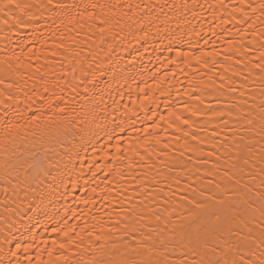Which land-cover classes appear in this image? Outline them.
<instances>
[{
  "label": "snow or ice",
  "instance_id": "snow-or-ice-1",
  "mask_svg": "<svg viewBox=\"0 0 264 264\" xmlns=\"http://www.w3.org/2000/svg\"><path fill=\"white\" fill-rule=\"evenodd\" d=\"M97 8L100 13L96 12ZM206 11L220 21L219 25L210 26L212 36H218L215 28L219 26L222 35L239 37L224 40L227 47L222 52L215 48L205 50L208 39L192 24ZM218 11L221 15H217ZM224 24L240 27L233 33L223 28ZM124 26L129 29L135 26L137 32L143 33V39H147L153 27L158 34L163 32L167 50L177 46L180 64L191 65L195 60L201 67L211 65L209 70L217 64L223 69L218 77L220 83L214 89L224 98L223 101L217 98V107H201L205 88L190 80L192 92L186 94L197 103L182 105L190 115L173 112L167 120L163 116L159 118L167 125L163 129L165 137L169 135L168 129H172L179 134L175 136L177 144L184 139L178 155L156 150L155 146L161 144L163 149L169 148L156 131L161 127L156 120L138 130L134 122L125 119L129 109L120 104L124 99L123 89L128 86L130 98L129 81L135 83L136 78L121 67L118 49ZM116 28L120 31H115ZM185 28L205 40L199 54L178 47L189 34ZM22 30L31 36L27 44L21 39L19 55L13 49L11 56L3 61L7 67L0 74V85H4L0 103L18 107L19 97L13 94V89L18 88L28 101V110L37 100L40 107L25 124L5 121L0 131V206L3 207L0 264H264V0H240L239 4L228 5L224 0L215 4L209 0L204 3L140 0L115 4L0 0V33L8 38L9 32ZM249 35L252 39L245 43ZM37 42L41 45L39 49ZM254 52L259 53L256 61L245 63L244 58ZM220 56L223 60L217 59ZM234 57L239 58L234 60ZM41 59L42 63H34ZM253 69L257 73L255 78ZM180 71L183 73L184 68ZM172 75L175 77L176 73ZM156 86L159 88V83ZM147 88L146 83L144 87L136 85L144 100L149 99ZM81 94L86 104L78 112L75 97ZM105 94L111 104L105 100ZM122 107L124 111L118 116ZM97 110L103 114L104 125L97 123L100 118ZM16 115L24 118L18 111ZM192 117H207L205 123L212 126L211 134L201 137L206 128L197 127ZM93 127L105 133L108 143L116 140L117 153L112 156L105 151L107 159L103 168L95 162L89 165L93 182L97 175L93 168L105 177L112 176L117 185L129 179L116 166L126 158L127 152L141 160L145 156L151 160L155 154L159 164L146 161L139 165L147 170L130 176L134 185L131 196L127 195L129 188L123 185L118 190L109 188V193L115 192L111 196L112 211L93 216L95 223L85 221L78 231L77 224H68L66 214L55 220L47 209L59 187L77 186L79 177L65 180L75 167L74 159H80L83 172L80 153H87L90 145L93 152L97 151L92 141L98 133L91 132ZM26 128L32 129L31 136L38 140L40 151L36 150V144L29 151L17 147V140L21 143L27 140L21 135ZM128 128L137 133L143 131L142 143L137 135L134 140L129 139L127 149H122L121 134ZM194 128L195 131H189ZM140 148L144 149L143 154ZM185 153L190 155L185 158ZM127 167L131 169L132 165ZM102 199L108 200L109 196ZM90 202L94 200L83 201ZM41 214L55 223L51 231L63 239H53L51 244L43 238L38 240L32 221ZM103 216L113 221L107 231ZM43 228L48 230L47 222ZM84 252L91 253L87 262L76 258Z\"/></svg>",
  "mask_w": 264,
  "mask_h": 264
},
{
  "label": "bare ground",
  "instance_id": "bare-ground-1",
  "mask_svg": "<svg viewBox=\"0 0 264 264\" xmlns=\"http://www.w3.org/2000/svg\"><path fill=\"white\" fill-rule=\"evenodd\" d=\"M80 2V0H77ZM83 2L88 3H111L115 4L119 3H138L140 0H83ZM144 3L149 2V0H143ZM179 2V0H177ZM200 3H204L205 0H199ZM210 3H217L218 0H209ZM240 0H224L226 5L228 4H239ZM199 11V10H198ZM97 13H100V9H96ZM217 15H221V12L218 11ZM191 19V17H189ZM227 19V16L224 17ZM192 24L196 27V31L202 32L204 38L208 39V45L205 50H212L215 48L218 51H223L227 47L224 40L228 39H239L238 36L232 37L227 35H222L221 27H216L215 31L218 36H212L210 32V26L219 25V20H214L209 12H205L203 17H198L196 20L192 21ZM172 27H175V24H172ZM239 25L233 27L232 24H224L223 28L231 29L233 33L236 32V29L239 28ZM247 27V25H245ZM260 27L259 21L256 22V29L258 30ZM115 31L119 32L120 29L116 28ZM185 31H188L189 34L183 37V43L179 44L180 50L184 52L193 51L197 54L200 53L201 49H204L205 40L196 36L192 33L188 28H185ZM134 33V35H133ZM31 34L27 30H22L21 32H9L8 38L4 37L2 33H0V74L3 73L4 69L7 67L6 64L3 63L9 56L12 54V50L15 49L17 55H19V46L21 39L24 40V43L27 44L30 39ZM123 37L120 48L118 49L119 55L121 57V67L125 69L126 74H129L136 78V82L132 83L130 80L129 83L132 87V95L129 98L128 96V86L125 85L124 91V99L120 101L122 106L126 105L129 109L127 116L125 119H128L129 122L135 123V128L138 130H142L145 127L152 124L153 120H156L157 123L161 125L159 129L156 131L160 134L161 139L164 142L169 144L168 149H163V144L155 146L157 151H166L169 155H178L179 151L182 150L181 145L185 143L184 139L180 140V143L177 144L175 141V136L179 135L178 133L173 132L172 129H168L169 135L167 137L163 134V129L167 126L164 121H161L159 118L163 116L166 120L171 118V113L175 112L178 115L188 116L190 115L187 112H184L182 105L187 102L190 105H195L197 102L195 100L190 99L189 95L186 93L192 92V88L189 84V81L198 82L200 88H205L204 94L201 96L204 104L201 105H210L213 108L217 107V98L223 101V97H219V94L214 91L215 87L219 85L220 81L218 79L219 75L223 72L220 64H217L214 69L209 70V68L201 67L197 65L195 60L191 62V65L180 64L179 57L177 55V50L174 45L172 51L167 50V39L163 38L164 33H157L156 28L153 27L152 31L149 33L147 39H143V33L137 32L135 26L129 29L127 26L123 27V32L121 33ZM109 39H111L109 37ZM252 39L251 35H249L247 40ZM190 41V43H189ZM40 42H37L36 48H40ZM7 53V55H5ZM259 55L258 52H254L252 55L245 57L244 62L247 63L249 60L253 62L256 61V57ZM135 57V60H133ZM239 57H234L238 59ZM218 60H223V56L217 57ZM175 60L177 63L173 64L171 61ZM43 60L34 63H42ZM234 62V61H233ZM15 63V61H13ZM179 65V67L177 66ZM227 67V65H225ZM180 68H184V72L181 73ZM198 70V72H197ZM173 72L176 73L175 77H173ZM167 73V76H165ZM196 73V74H194ZM231 74V73H229ZM256 70L253 69L252 77L255 78ZM247 75V72H245ZM209 77H212L210 80ZM26 78V77H25ZM238 78V82H239ZM215 81V84H213ZM145 83L148 85L146 91L149 93V99L144 100L143 94L139 93L136 90V85L139 84L140 87H144ZM157 83H159V88H157ZM252 84V80H249V85ZM256 85H259V81H256ZM210 86V87H209ZM4 85H0V90H2ZM31 89V82H29V91ZM13 94L19 97L17 105H13L9 107L4 103H0V131H2V125L5 121H18L20 124H25L26 120L29 116H31L37 109L40 107L39 101L37 100L33 105L31 110H28V101L24 99L23 93L18 89H13ZM115 94V93H114ZM154 94V95H153ZM197 93H192V95H196ZM139 96V99H138ZM118 98V97H117ZM2 99V98H0ZM105 100L109 104H111V100L108 99L107 94H105ZM86 104V98L81 94L80 96L75 97V106L77 107V111L79 112L80 106ZM101 108L103 105L100 106ZM17 111L22 114L24 117L21 119L16 115ZM124 109L122 107L121 113H117V115H121ZM100 118L97 120V123L104 125L106 122L103 120L102 113H99ZM47 114V113H46ZM90 118V117H89ZM194 121H196L197 127L206 128V131L201 132V137H205L211 134L213 128L210 124H206L205 121L208 119L207 117H192ZM112 125L108 124V130H111ZM196 129H189V131H195ZM31 128L22 129L21 135H25L27 137L26 142L21 143V141L17 140V147L22 151L32 150L31 146L33 144L37 145L36 150L40 151V145L38 140H34L31 136ZM55 132V129L52 130ZM151 132L152 129L149 128ZM91 132L98 133V135L93 139L92 143L95 144L97 151L93 152L91 145L87 153L81 152L80 157L83 158V172H81V161L80 159H74L73 163L75 165L72 172L68 173L65 177L66 182L70 180H77L79 177L77 186L73 188L70 184L67 189L63 187H59L55 195L52 197L53 204L49 206L47 209L49 215L54 216L55 220H59L62 216H67L68 224H77V230L79 231V227H82L85 221L88 224H93L92 217L97 216L100 217L104 212L112 211L114 205L111 203V196L115 195V192L109 193V188H119V185H123L129 188L127 195L131 196L134 193L131 191L132 187H134L133 183L130 180V176L139 175L142 171H146L147 169H142L139 165L144 164L146 161L151 164L155 162L157 165L159 164V160L157 156L153 154L151 160L145 156L144 160H141L139 156H136L132 152L126 153V158L116 166L119 167L120 171L125 174L126 177H129L127 180L119 181V185L115 184L112 176L105 177L102 172L98 171L96 168H93L92 171H96L97 175L94 178L92 177V172L89 171V165L93 162L100 165V167H104L105 160L107 159L104 155L105 151L111 153L112 156H116L115 152V144L116 140L113 139L110 143L107 141V136L103 131L93 127ZM117 133L119 134V130L117 129ZM88 134L87 131L85 133ZM123 135V140L121 141L122 149L128 148L129 139H135L137 135L141 137V143L143 138V131L133 132L131 128H128L126 133ZM190 142V139H189ZM107 147H104L105 145ZM205 150H207V145L204 146ZM139 151L143 154L144 149L140 148ZM190 155V153H185V158ZM39 159V156L37 157ZM131 164L132 168L129 169L127 165ZM107 171V168H104ZM92 189L96 191L93 192ZM105 195L109 196L108 200L102 199ZM92 198L94 203H83L84 200H88ZM122 198V197H121ZM2 199V196H0ZM47 203V201H46ZM118 207V205H115ZM97 209H100V212H97ZM3 212V207L0 206V213ZM55 213H59V216H55ZM113 217L115 218V213H113ZM104 228L107 231L108 228H111L113 225V221H109L107 216H103ZM48 223V230L45 231L43 225ZM33 231L37 233L38 240L43 238L51 244L53 239H63L59 234L53 233L51 228L56 226L53 221H48L47 218L41 214L37 216L32 221ZM99 231V228H97ZM88 244L87 238L85 239L84 247L86 248ZM73 251H81L73 249ZM91 253L84 252L82 255L76 257L77 259H82L87 262L90 259ZM44 259L47 260L48 257L45 254Z\"/></svg>",
  "mask_w": 264,
  "mask_h": 264
}]
</instances>
